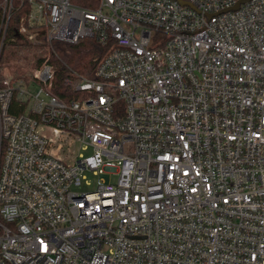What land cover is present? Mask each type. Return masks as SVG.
<instances>
[{"label":"built area","instance_id":"2783aa9c","mask_svg":"<svg viewBox=\"0 0 264 264\" xmlns=\"http://www.w3.org/2000/svg\"><path fill=\"white\" fill-rule=\"evenodd\" d=\"M13 1L0 52L21 6L106 51L69 99L47 62L0 81V264H264V0Z\"/></svg>","mask_w":264,"mask_h":264},{"label":"trees","instance_id":"16d2710c","mask_svg":"<svg viewBox=\"0 0 264 264\" xmlns=\"http://www.w3.org/2000/svg\"><path fill=\"white\" fill-rule=\"evenodd\" d=\"M1 1V0H0ZM81 4L87 5V2L80 1ZM14 6L18 8L17 0L13 1ZM23 6L18 8L10 17L5 39L0 52V81L3 79L2 69L6 63L20 58L21 53L28 52L31 54L32 67H40L44 62L50 64L54 69V76L51 86V92L59 98L65 100L73 97L75 92L71 84L67 82L68 69L85 76H91L95 66V57L105 53L106 47L103 46L96 38L87 37L80 39L77 43L68 44L59 41L48 42L43 33L36 35V40L29 41L14 33L17 25L18 15L22 12ZM2 10L0 7V21ZM13 38V39H12ZM32 76H27L29 80ZM76 95V94H75ZM14 101V100H13ZM11 112H21L24 105L13 106Z\"/></svg>","mask_w":264,"mask_h":264},{"label":"rangeland","instance_id":"374dc122","mask_svg":"<svg viewBox=\"0 0 264 264\" xmlns=\"http://www.w3.org/2000/svg\"><path fill=\"white\" fill-rule=\"evenodd\" d=\"M21 57L20 58H16L13 61H10L9 63H6V65H4V68L2 69V73H3V78H18V79H23L24 81H28L26 78L27 76L34 72V70L37 67H32V59L30 57V53L27 52L26 53H21ZM32 77V76H31ZM29 88L31 91H37V89L39 88V85L36 82H31L29 84ZM79 152L83 155H87L89 153H91V148H80ZM84 181L85 182H89V185H86L85 183V188H92L95 186V183L98 180V175L94 174L92 171H84Z\"/></svg>","mask_w":264,"mask_h":264},{"label":"water","instance_id":"95a60500","mask_svg":"<svg viewBox=\"0 0 264 264\" xmlns=\"http://www.w3.org/2000/svg\"><path fill=\"white\" fill-rule=\"evenodd\" d=\"M245 1H247V0H239V1H238V2L232 7V9L237 8L238 5H239L240 3L245 2Z\"/></svg>","mask_w":264,"mask_h":264}]
</instances>
